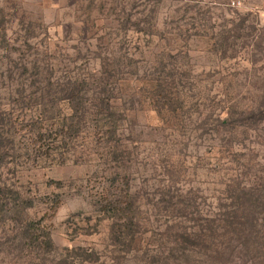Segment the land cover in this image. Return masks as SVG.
<instances>
[{
    "label": "rangeland",
    "instance_id": "obj_1",
    "mask_svg": "<svg viewBox=\"0 0 264 264\" xmlns=\"http://www.w3.org/2000/svg\"><path fill=\"white\" fill-rule=\"evenodd\" d=\"M0 264H264V0H0Z\"/></svg>",
    "mask_w": 264,
    "mask_h": 264
},
{
    "label": "trees",
    "instance_id": "obj_2",
    "mask_svg": "<svg viewBox=\"0 0 264 264\" xmlns=\"http://www.w3.org/2000/svg\"><path fill=\"white\" fill-rule=\"evenodd\" d=\"M86 82V79H84V83ZM108 98V103L107 104H109L110 103V99H109V97H107ZM97 100H99V98H96ZM95 99V100H96ZM96 102V101H95ZM104 103V99H102V104ZM113 108H115L113 105H112V102H111V109H113ZM108 109H109V107H108ZM110 109V110H111ZM110 113H112V112H110ZM94 115H93V113L92 112H90L89 113V117H93ZM118 127H119V125L118 124H116L115 123V121H114V123L113 124H111V126L110 127H108L109 128V133L112 135V134H115L116 132H117V130H118ZM70 130V129H69ZM107 131H105V133L107 134L108 133ZM48 148L50 149L51 147H50V145L48 144ZM48 149V150H49ZM255 220H256V218H255ZM190 235L192 234V233H189ZM189 234H187V237L189 236Z\"/></svg>",
    "mask_w": 264,
    "mask_h": 264
}]
</instances>
